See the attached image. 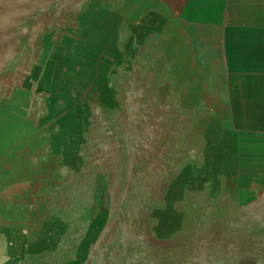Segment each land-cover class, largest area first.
I'll return each instance as SVG.
<instances>
[{
    "label": "crops",
    "instance_id": "0c3cea01",
    "mask_svg": "<svg viewBox=\"0 0 264 264\" xmlns=\"http://www.w3.org/2000/svg\"><path fill=\"white\" fill-rule=\"evenodd\" d=\"M97 2L63 57L87 98L51 119L49 88L42 104L31 85L0 88V264H195L167 250L186 221L221 224L209 264H264V0ZM165 111L189 127L199 179L118 213L99 193L103 126Z\"/></svg>",
    "mask_w": 264,
    "mask_h": 264
},
{
    "label": "rangeland",
    "instance_id": "374dc122",
    "mask_svg": "<svg viewBox=\"0 0 264 264\" xmlns=\"http://www.w3.org/2000/svg\"><path fill=\"white\" fill-rule=\"evenodd\" d=\"M96 5L97 0H0V88L31 85L36 87L41 104L49 88L51 119H60L67 103L87 98L79 93V87L88 83L84 85L68 75L63 57L68 51L71 58L77 57L80 13ZM76 60L70 63L73 68L78 65ZM65 81L68 84L63 88ZM114 85L125 87V78L114 79ZM126 97L118 96L123 102ZM163 115L159 123L152 119L141 121L138 113L134 119L122 113L116 117L118 122L103 126L107 133L103 134L101 162L107 173L101 175L99 193L102 198L117 201L118 213L125 209L122 205L127 200L156 202L170 198V184L179 182L184 187L199 179L198 175L191 176L190 167L184 171L190 164L189 127L184 121L180 126L174 125L168 111ZM178 193V197L187 199L188 191ZM141 204L135 202L137 207L129 209L143 214L141 210L151 208L140 207ZM181 207L183 212L189 209L185 201ZM197 227L183 222L181 235L167 247L168 254H179L184 261L195 264L221 260V224L201 222ZM174 247L176 251L170 249Z\"/></svg>",
    "mask_w": 264,
    "mask_h": 264
},
{
    "label": "bare ground",
    "instance_id": "6f19581e",
    "mask_svg": "<svg viewBox=\"0 0 264 264\" xmlns=\"http://www.w3.org/2000/svg\"><path fill=\"white\" fill-rule=\"evenodd\" d=\"M65 72V71H64Z\"/></svg>",
    "mask_w": 264,
    "mask_h": 264
}]
</instances>
